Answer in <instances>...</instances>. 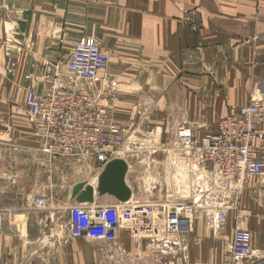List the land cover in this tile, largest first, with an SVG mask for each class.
I'll return each mask as SVG.
<instances>
[{
    "label": "crops",
    "instance_id": "0c3cea01",
    "mask_svg": "<svg viewBox=\"0 0 264 264\" xmlns=\"http://www.w3.org/2000/svg\"><path fill=\"white\" fill-rule=\"evenodd\" d=\"M85 39L110 56L92 89L98 105L126 130L127 144H147L130 154L159 156L151 165L162 174L181 126L202 137L241 107L264 103V0H0V264H156L126 231L118 245L71 238L59 226L70 197L34 208L63 160H49L13 110L30 91L63 86L66 59ZM215 215L198 213L187 251L171 263L235 264L231 244L242 227L252 234L247 264H264V182H246L225 227Z\"/></svg>",
    "mask_w": 264,
    "mask_h": 264
},
{
    "label": "built area",
    "instance_id": "2783aa9c",
    "mask_svg": "<svg viewBox=\"0 0 264 264\" xmlns=\"http://www.w3.org/2000/svg\"><path fill=\"white\" fill-rule=\"evenodd\" d=\"M109 65L107 52L91 39L82 40L64 64L65 84L42 95L30 91L24 105L13 110L14 115L28 118L49 160L91 161L103 169L119 155L126 130L112 120L108 109L98 105L92 91ZM263 142L262 101L241 107L202 137L181 126L175 142L164 149L165 171L157 176L156 186H165V195L149 202L133 197L112 204L74 201L67 207V225L60 227L71 238L111 245H118L120 233L126 231L138 245L145 241L155 263L163 264L164 256H182L187 251L200 211L214 210L217 227L223 228L229 205L246 182H264ZM49 206L46 195L34 201L38 210ZM231 256L235 264L249 262L253 256L250 231L235 229Z\"/></svg>",
    "mask_w": 264,
    "mask_h": 264
},
{
    "label": "rangeland",
    "instance_id": "374dc122",
    "mask_svg": "<svg viewBox=\"0 0 264 264\" xmlns=\"http://www.w3.org/2000/svg\"><path fill=\"white\" fill-rule=\"evenodd\" d=\"M130 143H125L116 159L129 160L134 164L130 173L129 182L132 184L135 199L140 198L142 201L149 202L157 197L165 195L166 187L164 186L163 188H159L156 186L157 176L160 172L156 170L153 164L151 165V162L158 159L159 156L141 154L132 155L129 153L130 150L135 151V148H147L148 146L140 140H134ZM162 159L166 160V156L162 157ZM101 169L102 168H100L98 164L91 161L64 160L61 168L63 173L55 172L54 174L49 175V191L45 195L48 196L49 199L52 197L57 199L56 197H58V199L67 200L71 196L73 186L77 183L86 182L92 186H97L98 177L102 172ZM61 225L62 223H59V226ZM134 243L138 246V242L134 241ZM143 243L145 245L147 244L145 241L140 242L139 244L142 245ZM178 258L180 259L182 257L180 255L164 256L162 263L167 264Z\"/></svg>",
    "mask_w": 264,
    "mask_h": 264
},
{
    "label": "water",
    "instance_id": "95a60500",
    "mask_svg": "<svg viewBox=\"0 0 264 264\" xmlns=\"http://www.w3.org/2000/svg\"><path fill=\"white\" fill-rule=\"evenodd\" d=\"M129 164L123 159L107 163L98 177L97 186L86 182L77 183L71 191V200L78 204H93L97 198L111 197L126 203L133 197V190L127 183Z\"/></svg>",
    "mask_w": 264,
    "mask_h": 264
},
{
    "label": "bare ground",
    "instance_id": "6f19581e",
    "mask_svg": "<svg viewBox=\"0 0 264 264\" xmlns=\"http://www.w3.org/2000/svg\"><path fill=\"white\" fill-rule=\"evenodd\" d=\"M98 183V182H97ZM95 187V186H94Z\"/></svg>",
    "mask_w": 264,
    "mask_h": 264
}]
</instances>
